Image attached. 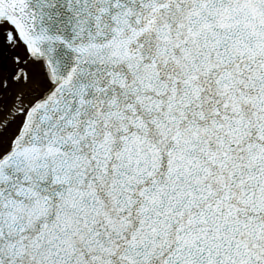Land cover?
Masks as SVG:
<instances>
[{"label": "snow or ice", "instance_id": "6c2138e0", "mask_svg": "<svg viewBox=\"0 0 264 264\" xmlns=\"http://www.w3.org/2000/svg\"><path fill=\"white\" fill-rule=\"evenodd\" d=\"M0 264H264V0H0Z\"/></svg>", "mask_w": 264, "mask_h": 264}]
</instances>
